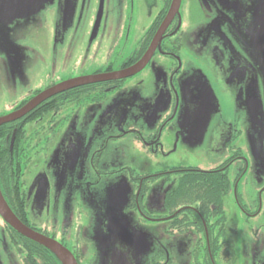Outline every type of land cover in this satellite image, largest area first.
I'll list each match as a JSON object with an SVG mask.
<instances>
[{
	"label": "flooded vegetation",
	"instance_id": "1",
	"mask_svg": "<svg viewBox=\"0 0 264 264\" xmlns=\"http://www.w3.org/2000/svg\"><path fill=\"white\" fill-rule=\"evenodd\" d=\"M172 3L0 0V85L13 83L2 82L1 77L7 70L21 73L29 53L40 59L37 67L47 70V76L64 72L61 80H50L45 89L16 98L9 114L57 84L128 71L147 59L133 75L66 89L0 126L2 196L23 224L64 245L79 264L94 261H84L79 238L84 227H79L77 240L68 232L57 240L55 226L50 231L54 181L41 165L64 127L79 121L84 116L81 111L105 103L106 109L93 110L92 118L98 121L105 112L108 120L119 117L125 123L123 130H113L108 139L134 137L132 142L145 149L146 166L130 177L135 187L130 209L143 222H167L164 230L169 243L179 248L172 253L163 245L152 264H264V225L251 233V242L234 245L227 238L225 209V198L235 189L246 223L258 218L260 211L244 203L237 181L249 164L244 145L264 166L262 149L249 136L255 122L264 121V0H181L177 10ZM97 39L100 52L106 53L105 61L87 72L95 64L96 58L90 54ZM75 51L81 55L79 66L70 56ZM76 69L79 75L70 76ZM26 83L19 80L15 84ZM170 125L174 148L180 142L194 146L197 139L205 143V134H212L217 150H231L232 154L209 169L189 163L152 164L149 155L160 156L162 135ZM71 146L67 142L64 162L57 167V196L62 193ZM239 161L246 168L232 184L229 170ZM125 170L128 168L122 167L118 172ZM258 193H264V186ZM0 235L3 242L20 245L24 264H61L51 250L22 235L1 213ZM108 257V264H133L120 251L112 250Z\"/></svg>",
	"mask_w": 264,
	"mask_h": 264
},
{
	"label": "rangeland",
	"instance_id": "2",
	"mask_svg": "<svg viewBox=\"0 0 264 264\" xmlns=\"http://www.w3.org/2000/svg\"><path fill=\"white\" fill-rule=\"evenodd\" d=\"M99 45L97 39L94 42L93 53L90 54L96 58L95 64L87 69V72H92L99 61H105L106 53L100 52L102 46L99 48ZM35 47L37 50L41 49L39 46ZM41 54L45 55L43 52ZM70 56L79 66L81 55L75 51ZM25 59V68L21 73L7 70L1 77L2 82L13 83L0 85V115L9 114L16 98L43 90L47 87V82L59 81L64 76L63 71H55L51 77L47 76V70L37 67L40 59L30 53ZM73 75L78 76L79 70L76 69L70 74V76ZM19 80H26L28 83L15 84ZM256 94L258 95V92ZM96 109L105 110L106 103L99 108L81 111L80 116L83 113L84 116L80 117L79 121H72L64 127L62 137L43 155L41 166L48 171L54 181L52 214L48 221L50 231L52 226H55L57 240L63 232H68L73 240H77L78 230L82 225L84 230L79 238L84 248L85 262L93 258V264H108L109 252L116 250L127 253L133 264H152V258L162 250L163 245L172 253H176L179 248L175 243H169L171 240L164 230L167 222H143L137 211L130 209L135 188L130 177L146 166L145 149L141 143L132 142L134 137L120 140L108 139L113 130H119V132L123 130L125 123L119 117L108 120L105 112H101V117L95 121L92 118V111ZM88 110L91 113L90 122L86 118ZM250 129L253 131V134L249 135L253 138L250 139L251 141L254 139L255 145L260 146L264 158V121L255 122V126ZM171 131L172 125L166 127L163 132L160 156L149 155L152 164L155 162L189 163L199 164L203 169H209L223 163L232 154L231 150H217L219 147H216L217 144L213 142L215 135L212 134H205V139L203 138L205 143L197 139L194 146L192 143L186 142L182 145L180 142L174 148L175 140ZM207 140L208 143H206ZM70 141L72 146L68 150L62 193L57 196L55 190L57 167L64 162L67 152L66 144ZM163 152L167 156L163 157ZM243 153L248 159V167L246 168L245 163L236 162L229 170L231 182L236 183L233 179L245 167L246 172L242 180L237 181L238 192L246 205L260 211L258 218L251 223H246V218L236 203L237 191L234 189V192L231 191L225 198L229 227L227 238L234 242V245L241 247L251 242V233L254 230H260V225H264V193L261 196L258 193L264 186V166L259 165L255 152L253 154L248 152L246 145H244ZM122 167H127L128 170L118 172ZM111 170H117L118 173L110 174ZM0 239H2L1 235ZM70 248L73 249L72 246ZM21 254L20 245L0 240V264H24ZM81 264L84 263L81 262Z\"/></svg>",
	"mask_w": 264,
	"mask_h": 264
},
{
	"label": "water",
	"instance_id": "3",
	"mask_svg": "<svg viewBox=\"0 0 264 264\" xmlns=\"http://www.w3.org/2000/svg\"><path fill=\"white\" fill-rule=\"evenodd\" d=\"M181 0H173L172 9L177 10L180 7ZM172 16V15H171ZM147 60V59H146ZM146 60L142 63L136 64L128 71H121V72H114L109 74H101V75H89L74 78L72 80L63 82L61 84H57L49 89H46L32 98L26 105H24L19 110L0 117V126L21 118L25 114L29 113L31 110L36 108L39 104L44 102L46 99L54 96L55 94L64 91L69 88H73L82 84H87L99 80H108V79H116L123 76H130L138 72L146 63ZM0 213L5 218V220L13 226L18 232L22 235L26 236L27 238L37 242L38 244L47 247L51 250L57 257L60 259L62 264H79L75 256L67 249L64 245L59 243L58 241L40 234L33 229L29 228L25 224H23L20 219L14 214V212L9 207L8 203L2 196L0 192Z\"/></svg>",
	"mask_w": 264,
	"mask_h": 264
},
{
	"label": "trees",
	"instance_id": "4",
	"mask_svg": "<svg viewBox=\"0 0 264 264\" xmlns=\"http://www.w3.org/2000/svg\"><path fill=\"white\" fill-rule=\"evenodd\" d=\"M37 243V242H36ZM55 255V254H54ZM56 257H57V255H55ZM57 259L60 261V259L57 257ZM61 262V261H60ZM61 264H62V262H61Z\"/></svg>",
	"mask_w": 264,
	"mask_h": 264
}]
</instances>
